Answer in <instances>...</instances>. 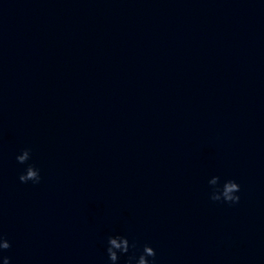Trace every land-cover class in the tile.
<instances>
[{
    "label": "water",
    "instance_id": "obj_1",
    "mask_svg": "<svg viewBox=\"0 0 264 264\" xmlns=\"http://www.w3.org/2000/svg\"><path fill=\"white\" fill-rule=\"evenodd\" d=\"M0 232L10 264H108L110 235L264 264V0H0Z\"/></svg>",
    "mask_w": 264,
    "mask_h": 264
},
{
    "label": "clouds",
    "instance_id": "obj_2",
    "mask_svg": "<svg viewBox=\"0 0 264 264\" xmlns=\"http://www.w3.org/2000/svg\"><path fill=\"white\" fill-rule=\"evenodd\" d=\"M30 151V149L22 150L20 154L15 157L17 163L22 165L26 164L30 159ZM18 179L21 183H28L29 181L34 184L39 183L41 179L39 169L28 164L23 173L19 175ZM220 179L219 176H213L208 180V184L212 186L209 199L213 202H223L226 204L238 203L240 197L236 193L240 191V186L231 179H227L220 184ZM106 244L105 251L108 258V264H117L121 256L127 255L130 249H135L137 247L135 242L130 244L127 237L121 235L108 236ZM10 247V243L3 233L0 232V259L3 260V264H10V258L3 254ZM155 256V250L148 245H144L139 255H136L135 253L127 255L125 264H155Z\"/></svg>",
    "mask_w": 264,
    "mask_h": 264
}]
</instances>
